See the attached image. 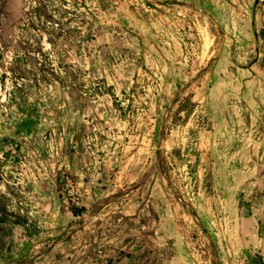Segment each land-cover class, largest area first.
Listing matches in <instances>:
<instances>
[{"label": "rangeland", "instance_id": "obj_1", "mask_svg": "<svg viewBox=\"0 0 264 264\" xmlns=\"http://www.w3.org/2000/svg\"><path fill=\"white\" fill-rule=\"evenodd\" d=\"M0 264H264V0H0Z\"/></svg>", "mask_w": 264, "mask_h": 264}]
</instances>
